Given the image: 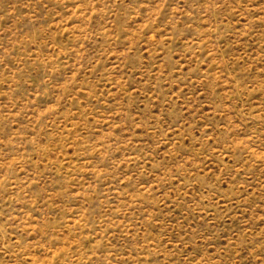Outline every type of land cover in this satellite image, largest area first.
Segmentation results:
<instances>
[{
	"label": "rangeland",
	"instance_id": "1",
	"mask_svg": "<svg viewBox=\"0 0 264 264\" xmlns=\"http://www.w3.org/2000/svg\"><path fill=\"white\" fill-rule=\"evenodd\" d=\"M0 264H264V0H0Z\"/></svg>",
	"mask_w": 264,
	"mask_h": 264
}]
</instances>
